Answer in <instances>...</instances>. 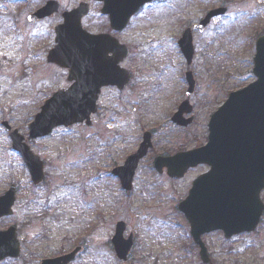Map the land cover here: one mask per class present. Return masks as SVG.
Wrapping results in <instances>:
<instances>
[{"label":"rangeland","instance_id":"1","mask_svg":"<svg viewBox=\"0 0 264 264\" xmlns=\"http://www.w3.org/2000/svg\"><path fill=\"white\" fill-rule=\"evenodd\" d=\"M171 1L170 7L166 3V8L146 9L132 20L126 41L131 48L127 64L133 79L125 94L103 93L101 115L94 118L92 127L59 128L48 137L29 140L28 125L44 99L66 83L63 74L45 66L44 58L54 43L47 40V31L60 20L28 27L20 3L0 0V121L12 120L11 125L46 162V180L34 188L23 158L12 149L10 137L0 126V194L10 184L18 185L17 214L21 216L30 204L36 215L33 221L47 224L49 253L67 247L66 243L75 244L90 232L87 249L81 243L88 251L80 264L86 259L87 264H122L109 241L117 221L125 220L135 231L137 245L124 264H203L196 249L185 241L187 222L175 204L205 167L171 180L154 171L153 159L205 144L211 114L232 91L255 79L250 51L255 31L264 28V0H176L175 11ZM218 3L228 13L214 19L205 33L194 31L196 54L188 67L177 46L181 33L198 24ZM12 15L18 16L17 25ZM94 17L93 26L100 28V18ZM189 69L198 83L195 119L181 128L169 114L188 87L185 72ZM169 106L170 110L165 109ZM146 129L154 132V148L136 173L133 191L125 192L111 171L137 150ZM118 130L122 136L114 138ZM222 243L218 233L211 235V253L217 261L264 262V224L256 233Z\"/></svg>","mask_w":264,"mask_h":264},{"label":"water","instance_id":"2","mask_svg":"<svg viewBox=\"0 0 264 264\" xmlns=\"http://www.w3.org/2000/svg\"><path fill=\"white\" fill-rule=\"evenodd\" d=\"M146 1L148 0H128L127 12H113L108 6L104 12L110 15L114 28H122L139 5ZM55 10L56 7L50 5L39 10L31 18H42ZM224 11L223 9L209 13L194 29L203 31L212 16ZM86 12L87 8L82 7L65 14L64 24L57 28L58 45L49 55L50 61L72 68L71 78H76L78 84L67 92L56 93L47 101L30 125V135L33 138L47 135L60 125L68 126L84 120L90 124V114L96 110L100 87L108 84H118L121 87L129 79V74L120 70L117 65L129 54V49L107 36L91 37L82 30L81 18ZM192 31V28H188L179 40L188 63H191L194 56ZM91 39L92 69L102 60L104 62V70L95 73L96 80L92 82V87L89 83L81 82L88 77L87 73L82 75L75 71L85 66L88 70ZM109 52L114 53L112 58L108 57ZM255 72L258 80L232 93L226 103L213 114L207 146L181 152L173 157L156 159L155 165L160 172L166 166L169 174L177 177L183 176L190 167L200 163L211 166L207 174L194 182L189 197L180 205L198 242L202 233L218 228L224 229L227 236L243 230H252L262 213L260 191L264 187V37L258 42ZM188 77L190 78V74ZM190 85L193 87V83L190 82ZM186 110L185 103L176 115L177 122L182 123L181 117ZM12 137L14 147L23 154L29 166L34 183L39 184L44 178L43 162L23 143L22 136L15 133ZM147 148L146 142L143 143L136 154L129 156L125 166L114 171L121 177L124 189H131L138 162L146 154ZM14 194L15 189L12 187L0 197V216L9 213L15 200ZM124 230L125 224L119 223L113 238L116 252L122 260H125L133 239V236H130L125 240ZM9 233L5 235L9 236ZM2 237L0 235L1 252L5 244L6 247L10 244L8 241L3 242ZM202 257L209 262L205 249L202 250Z\"/></svg>","mask_w":264,"mask_h":264},{"label":"flooded vegetation","instance_id":"3","mask_svg":"<svg viewBox=\"0 0 264 264\" xmlns=\"http://www.w3.org/2000/svg\"><path fill=\"white\" fill-rule=\"evenodd\" d=\"M12 1L15 3L18 2L22 5V7L24 8V12H25L24 18L27 21H28V16L30 14H33L34 12H36L37 10L42 8L43 6L49 4L50 2H55V4L57 5V8H56V11L53 12V14H51L50 16H47L41 20H37L31 24L29 23V25H37V24L58 18L60 21H57L55 23V25H57L63 20V14L64 13L72 12V11L76 10L82 3H87L89 5V14L84 18V20L89 18V26L87 28L88 31L91 34L92 33L110 34V35L116 37L120 41V43L128 45L126 40H128L127 30H128L129 26H127L124 29L119 30V31L113 30L110 26L109 17L101 14L102 8L104 6L103 0H12ZM171 2L173 3V1H171V0H151L150 2L143 5L138 10V12L136 13L135 16H137L138 14H141L146 9L156 10V9H160L163 7L166 8V5H165L166 3H169V7H170ZM107 3L110 5V7L113 10H116V11H127V9H128V5L124 6V4L127 3V0H107ZM174 3L175 4L173 5V9L175 11V7H176V3H177L176 0H174ZM31 5L32 6L36 5V7L31 11H27L29 6H31ZM156 5H158V6H156ZM220 6H222V5H219V3H218L217 5H213L210 9L213 10V9L218 8ZM123 7H124V9H123ZM94 12H96L95 14H98L100 16V19H101L100 21L102 22V26L100 28H96V27L92 26V16H95L94 18L97 17V15H95ZM135 16L132 19H134ZM11 18H12V22L14 24H16V20H18V16L12 15ZM212 23H213V21H211V24ZM207 29H206V31H207ZM262 29L263 30H261V31H260V29L256 30L255 34H254L253 43H252L251 51H250L251 59H252V68L254 67V64H255L254 59H255V55H256V51H257V49H256L257 40L260 36L264 35V28L262 27ZM53 46H54V43H53ZM47 52H48V50H47ZM109 56H112V55L110 54ZM42 57H43V55H42ZM44 58L46 61L45 66L57 71L60 74H63L65 76V79H66L65 85L58 88L57 90L53 91L51 94H53L54 92L61 90V89H68L73 84V82H70L68 80L69 70L57 65L56 63L48 62L46 59V53L44 55ZM128 58H125L121 62L120 66L122 68L129 69L128 64H127ZM89 66H90V70H89L90 81L92 83V46H91ZM128 87H129V85H125L123 89H118L116 86L103 87L101 89V95H100V101H99L100 107H99L98 112L94 115V118L97 117L101 111V99H102V95L104 92L112 91V92H117L120 94H125ZM183 95H186V91H185V93H183ZM194 96H195V93L190 97L191 103H195V101H194L195 97ZM114 114L117 115L119 113H114ZM194 119H195V117H194ZM106 120H108V118ZM11 121L12 120H10L8 118L0 121V126L3 127V129L5 130V133L7 135L10 134V129H11V123L10 122ZM82 125L83 124H80V126H82ZM113 135H114V138L122 136V131L121 132H120V130L115 131V133ZM204 167H205V170L203 172H207L209 170V167L208 166H204ZM38 187H42V185L37 186V188ZM262 198L264 201V193L262 194ZM19 200L20 199L17 198L15 204L12 207V211L10 214L0 217V231H7L8 229L13 230L12 244L10 245V249L8 251L9 254L5 255V254L0 253V264H44V262L49 260V259H54V258L66 256L68 254H71L75 249L82 247V251L78 252L70 262L66 263V264H80L81 258L85 255V251H86L85 248L86 247L84 248V246H80V244H78V243L71 244V243L62 242V244L66 243L67 247H60L58 250L55 251V253H53V254L49 253L48 246H47V239H48L47 224L44 221H42L41 223H38V224H36L33 221V217L34 216L36 217V215H34L33 212L31 211V205L30 204H27L26 205L27 208H24L25 214L23 213V214H21V216L19 214H17V209L19 207L18 206ZM28 203H29V201H28ZM19 209H20V207H19ZM29 211H30V213H28ZM40 219H45V217L40 216ZM263 219H264V213H263L260 225L262 224V221H264ZM189 232H190V230H189ZM216 233H218L220 239H223L224 243L232 242L237 237V236H235V237H232L230 239H225L222 232H216ZM212 234H214V233L204 235V237H203L206 245L208 246L209 253H210L211 248H212L209 244V239H210ZM224 243H222L221 245H223ZM192 245H193L194 249H196V251L199 253V250H200L199 247L196 244H192ZM133 250H134V248H133ZM8 252H5V253H8ZM211 254L212 253H210V257H211L214 264H246V263H241V262H237V261H223V260L217 261L214 259V257ZM129 260H130V257H129ZM129 260H128V262H129ZM60 264H65V263L63 261ZM85 264H87L86 260H85ZM249 264H264V262H254V263H249Z\"/></svg>","mask_w":264,"mask_h":264}]
</instances>
